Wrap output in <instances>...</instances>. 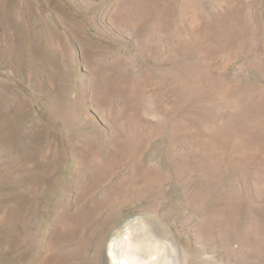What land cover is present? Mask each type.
<instances>
[{
  "label": "rangeland",
  "instance_id": "374dc122",
  "mask_svg": "<svg viewBox=\"0 0 264 264\" xmlns=\"http://www.w3.org/2000/svg\"><path fill=\"white\" fill-rule=\"evenodd\" d=\"M143 225L154 264H264V0H0V264Z\"/></svg>",
  "mask_w": 264,
  "mask_h": 264
},
{
  "label": "bare ground",
  "instance_id": "6f19581e",
  "mask_svg": "<svg viewBox=\"0 0 264 264\" xmlns=\"http://www.w3.org/2000/svg\"><path fill=\"white\" fill-rule=\"evenodd\" d=\"M145 224V222H144ZM148 225V223H147ZM144 226V225H143ZM136 229V228H135ZM143 229V228H142ZM152 231V230H151ZM134 235V234H133ZM132 235V237H133ZM154 236V234H152ZM152 235H150V231H147V227L144 226V231L139 232L138 235L133 239L131 238L129 242H127V255L124 261H122V264H154L149 261V251L152 247L151 242L153 239ZM156 237V235H155ZM159 238V237H158ZM129 240V239H128ZM163 240V239H162ZM161 241V240H160ZM163 241H161L162 243ZM165 242V241H164ZM155 243V242H154ZM159 243V242H158ZM171 244V243H170ZM169 244V245H170ZM163 245V243H162ZM158 247L156 246V249ZM173 255L176 254V249L172 245ZM155 249V250H156ZM160 249V248H159ZM162 250V249H161ZM159 251V250H158ZM164 251V250H163ZM163 253V252H162ZM153 255V254H152ZM159 255V254H158ZM165 255V254H164ZM154 257V256H153ZM163 257V258H162ZM173 257V256H172ZM123 259V258H122ZM168 259V258H167ZM175 257L172 259V262L170 264H175ZM166 258L163 255L158 256V260L155 262V264H166ZM120 264V263H119Z\"/></svg>",
  "mask_w": 264,
  "mask_h": 264
}]
</instances>
